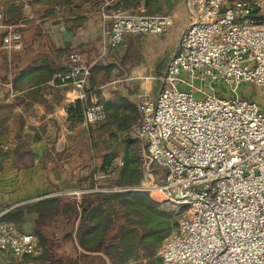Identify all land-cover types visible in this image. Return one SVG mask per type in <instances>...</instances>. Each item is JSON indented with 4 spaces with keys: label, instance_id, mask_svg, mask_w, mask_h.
I'll use <instances>...</instances> for the list:
<instances>
[{
    "label": "built area",
    "instance_id": "1",
    "mask_svg": "<svg viewBox=\"0 0 264 264\" xmlns=\"http://www.w3.org/2000/svg\"><path fill=\"white\" fill-rule=\"evenodd\" d=\"M6 1L0 0V51H13L22 47L23 37L5 23ZM185 2L189 23L179 51L164 72L142 77L160 80L161 88L156 95L134 96L141 116L135 136L143 145L148 182L140 189L159 193L161 202L181 212L178 229L162 239L161 264H264V108L238 91L245 84L264 90V0ZM110 20L106 35L112 49L126 47L130 36L162 35L174 25L171 15L151 14L145 6L115 12ZM65 30L54 27L52 33ZM68 59L50 84L72 86L85 99L92 66L77 50ZM218 83L231 87L232 95L220 94ZM3 91L18 96L12 83L0 80ZM106 118L101 101L84 113L88 124ZM154 167L166 172L161 184ZM89 192L64 194L80 199ZM0 253L11 255L12 264H32L29 258L42 247L37 235L5 222Z\"/></svg>",
    "mask_w": 264,
    "mask_h": 264
},
{
    "label": "crops",
    "instance_id": "2",
    "mask_svg": "<svg viewBox=\"0 0 264 264\" xmlns=\"http://www.w3.org/2000/svg\"><path fill=\"white\" fill-rule=\"evenodd\" d=\"M113 2L7 0L2 5L4 13L17 9L16 20L5 23L17 27L23 44L20 49L0 51V80L11 81L18 91L17 98H10L7 91L0 93V223H13L22 233L36 232L45 239L48 247L73 257H77L82 249L73 241H61L69 226L60 210L56 214L45 207L32 208L33 204L74 190H91L90 184H82L81 179L90 164L94 167L98 163L92 156L98 150L104 151L103 146L111 143V135L121 132L111 120L97 124H88L84 120L71 127L68 108L86 99H89L88 105L97 101L119 104L125 100L140 113L134 96L141 92L156 95L153 90L158 86L157 81H144L143 75L158 66L166 68L176 53L174 46V52L162 59L159 50L167 45L163 39L150 61L121 66L125 49H112L106 35L110 16L115 13L111 9ZM141 6L151 14L170 15L175 13L178 4L177 0H142L138 8ZM123 11L131 10L121 8L117 12ZM60 26L66 30L52 33L54 27ZM131 37H128V43L133 41ZM75 50L80 51L85 62L92 66L94 85L91 81L92 89L85 99L71 86L55 88L49 82L55 73L68 66L69 54ZM159 60L166 63L159 64ZM119 71L123 75L121 78L116 75ZM99 72L111 78L95 84V74ZM120 112H125L123 105ZM99 184L96 181L95 188ZM151 197L158 201L152 194ZM31 214L39 219L44 214L51 217L47 227L49 233L41 230L39 224L32 226L31 220L27 219ZM74 219L73 229H77L80 216ZM34 259L29 258V261L36 264ZM12 263L11 255L0 253V264Z\"/></svg>",
    "mask_w": 264,
    "mask_h": 264
},
{
    "label": "trees",
    "instance_id": "3",
    "mask_svg": "<svg viewBox=\"0 0 264 264\" xmlns=\"http://www.w3.org/2000/svg\"><path fill=\"white\" fill-rule=\"evenodd\" d=\"M141 2L114 0L111 9L115 12L121 8L135 11ZM4 15L5 21L12 23L18 12L15 8L5 11ZM133 47L130 44L125 49L119 63L121 66L128 63L134 65L135 58L140 59L132 55ZM88 101L79 100L68 108V123L71 127L84 122V113L90 104ZM122 101L119 104L103 101L107 111L106 120L116 122L121 134L111 135V143L103 146L104 151L98 150L92 156L98 159V163L94 167L90 164L81 179L82 184H90L91 192L82 194L80 200L66 194L52 196L32 207H45L56 214L60 210L63 220L69 226L61 241H73L82 252L77 257L59 253L48 247L45 239L38 236L43 250L39 256L34 257L36 264H161V237L171 225L174 210L167 209L162 202L154 200L150 192L140 189L143 181L140 141L133 134L141 116L132 104ZM122 105L125 108L123 114L120 112ZM120 160L122 165H119ZM153 169L154 174L156 170L160 172V177L157 174L155 176L158 177L157 183H162L165 170L158 167ZM96 181L101 183V191H94ZM76 216H80V225L73 229L72 223ZM54 242L56 244V240Z\"/></svg>",
    "mask_w": 264,
    "mask_h": 264
},
{
    "label": "rangeland",
    "instance_id": "4",
    "mask_svg": "<svg viewBox=\"0 0 264 264\" xmlns=\"http://www.w3.org/2000/svg\"><path fill=\"white\" fill-rule=\"evenodd\" d=\"M231 1H236V0H231ZM177 4L178 7L175 10V13L170 14L173 19H174V25L172 27H170L164 34L162 35H149V34H143V35H134V36H130L133 41L131 43H128L127 41V46L124 47L123 49H126L128 47V45L132 44L134 47L133 49V56H137L138 58H140L139 60H137L135 58L136 62H142L143 60L146 61H150V58H153L156 51V46L159 45L160 46V41H162L163 39H165V41L167 42V45L164 49L165 53L162 52V50H159V53H161L162 59L165 58L166 56H168L170 54V52H175L177 53L179 51V44H180V40H181V36H182V30H184L186 27H184V25H188L189 23V15L187 14V7H186V2L185 0H177ZM166 15V14H165ZM183 26V27H182ZM176 46V48H174L172 50V48ZM155 49V51H154ZM163 53V54H162ZM175 53V54H176ZM166 61L165 60H159V64H165ZM159 67L161 69H159ZM166 68H162L161 66H158V68H154L153 73H157L161 74L162 72L165 71ZM106 73L103 72H99L95 74V84H99V83H104L107 80H109V76L105 75ZM116 75L118 77L121 78L122 72L119 71L118 73H116ZM116 76V77H117ZM161 76V75H160ZM115 77V78H116ZM92 80V79H91ZM158 82V86L157 89L153 90L154 93L158 92L159 89L161 88V82L160 80L157 81ZM90 86H91V82H90ZM217 90L220 94H223L224 96H231L232 95V88L228 87L222 83H218L216 85ZM240 95L242 97H249V98H253L254 100H256L257 102L260 103V105L264 108V90H260L257 89L251 85L245 84L243 86H241L238 89ZM134 137L135 133H134ZM137 139V137H136ZM144 150H143V145L140 142L139 143V157H140V161L142 163V170H143V166H144ZM121 160L119 161V165H120ZM155 174H157L159 177L160 172L158 170L155 171ZM154 174V176H155ZM158 177L155 176V180L157 182ZM143 180L144 182L147 184L148 182L145 180V176L143 173ZM160 180V178H159ZM161 184V183H158ZM154 198L158 199V201H162V197L159 193H154L153 194ZM164 204V207H166L167 209H172L174 210V214L172 216L171 219V225L169 227V229H167L164 233H162V237H161V242H160V248H161V244H162V239L164 237V235L171 233L175 230L178 229L179 227V222H180V216H181V212L178 211V208L173 207L172 205H170L169 203L166 202H162ZM31 217V218H30ZM37 215H33L31 214L27 216L28 221L31 220V224L32 226H37L38 224L41 226V230L46 231V233H49V231H47V227H49V224L51 223V217L47 214H44L39 218H37ZM28 232H31L30 230ZM35 235L36 232H34Z\"/></svg>",
    "mask_w": 264,
    "mask_h": 264
}]
</instances>
